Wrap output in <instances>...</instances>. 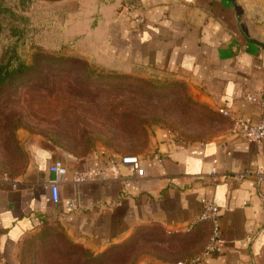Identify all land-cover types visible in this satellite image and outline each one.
I'll use <instances>...</instances> for the list:
<instances>
[{
	"label": "crops",
	"instance_id": "1",
	"mask_svg": "<svg viewBox=\"0 0 264 264\" xmlns=\"http://www.w3.org/2000/svg\"><path fill=\"white\" fill-rule=\"evenodd\" d=\"M140 2L132 12L106 4L102 11L110 14L99 17L103 37L96 49L79 46L78 38L76 47L107 71H165L196 88L217 114L260 121V108L245 96L264 97V0ZM139 14L141 25L132 20ZM222 120L220 132L207 140L158 136L151 151L137 156L141 175L121 162L127 156L100 150L66 164L57 148L28 141L24 165L8 167V181L0 173V264L12 263L18 245L44 224L56 225L70 243L93 254L155 229L180 248L179 259L192 257L210 235L209 223L197 220L207 203L219 209L220 247L193 264H264V139L241 138ZM60 159L67 174L55 204L46 184ZM92 169L107 171L109 180L72 182L76 172ZM179 261L142 256L136 264Z\"/></svg>",
	"mask_w": 264,
	"mask_h": 264
},
{
	"label": "rangeland",
	"instance_id": "2",
	"mask_svg": "<svg viewBox=\"0 0 264 264\" xmlns=\"http://www.w3.org/2000/svg\"><path fill=\"white\" fill-rule=\"evenodd\" d=\"M132 1L140 0H0V62L8 70L32 67L0 94L2 179L10 180L8 167L24 165L26 144L36 138L60 150L67 164L100 150L143 156L162 134L195 142L220 132L224 117L178 77L162 70L107 71L72 49L78 38L79 46L94 51L103 37L99 17L110 14L102 9ZM63 238L56 225L44 224L18 245L10 264H85L86 258L66 250ZM172 242L145 228L109 246L103 252L123 245L97 264H135L142 256L189 263L203 252L179 259Z\"/></svg>",
	"mask_w": 264,
	"mask_h": 264
},
{
	"label": "built area",
	"instance_id": "3",
	"mask_svg": "<svg viewBox=\"0 0 264 264\" xmlns=\"http://www.w3.org/2000/svg\"><path fill=\"white\" fill-rule=\"evenodd\" d=\"M123 7L128 12H132L139 10L142 7V4L140 1H132L124 4ZM132 20L135 24L141 25L143 23V15H136L132 18ZM245 99L260 108L262 118L257 123H248L229 111H222V114L230 122L231 133H234L250 142H259L264 139V97L262 93L254 92L246 94ZM121 162L125 165H130L132 169L136 171V174H142L140 159L137 156L124 157L121 159ZM49 170L53 175V179L48 181L46 185L50 192L51 201L56 204L59 201V184L66 177L67 168L62 160H56L52 163ZM109 178L110 176L107 171L92 169L85 172H76L73 176L72 182L75 184H81L84 182H106ZM70 207H72V205H70ZM218 219L219 209L217 205L214 203L205 204L197 220L198 222H207L210 225V235L208 237L207 244L203 252L189 263L178 262L176 264H193L202 260L206 256L215 254L218 251L221 241Z\"/></svg>",
	"mask_w": 264,
	"mask_h": 264
},
{
	"label": "trees",
	"instance_id": "4",
	"mask_svg": "<svg viewBox=\"0 0 264 264\" xmlns=\"http://www.w3.org/2000/svg\"><path fill=\"white\" fill-rule=\"evenodd\" d=\"M72 49H74L78 54L86 55V53L82 52V50L78 49L75 45V41H72ZM88 56V55H86ZM23 68L25 71H23ZM32 67H22V65L17 66L13 70H8L7 66H4L3 62H0V94L5 90L4 87L9 88L10 85L13 83L18 82L20 78L23 77V73L30 71L31 72ZM18 79H14V77ZM11 83V84H10ZM63 244L66 247V250L73 256L78 257H84L87 259L85 264H97L104 259H107L110 257V254H114L118 249H122V246H114L111 249H108L107 251L101 253L100 255L93 256L92 253L88 250L83 249L82 247L70 243L66 238H63ZM115 250V251H114ZM136 264V263H135Z\"/></svg>",
	"mask_w": 264,
	"mask_h": 264
},
{
	"label": "water",
	"instance_id": "5",
	"mask_svg": "<svg viewBox=\"0 0 264 264\" xmlns=\"http://www.w3.org/2000/svg\"><path fill=\"white\" fill-rule=\"evenodd\" d=\"M236 11L238 12V14L240 13V9L238 7H236ZM241 15V14H240Z\"/></svg>",
	"mask_w": 264,
	"mask_h": 264
}]
</instances>
